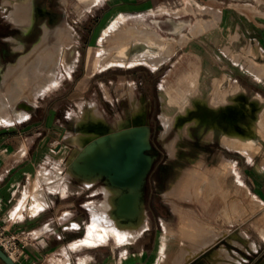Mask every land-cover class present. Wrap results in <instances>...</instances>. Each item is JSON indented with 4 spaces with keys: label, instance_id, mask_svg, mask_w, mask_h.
Masks as SVG:
<instances>
[{
    "label": "rangeland",
    "instance_id": "374dc122",
    "mask_svg": "<svg viewBox=\"0 0 264 264\" xmlns=\"http://www.w3.org/2000/svg\"><path fill=\"white\" fill-rule=\"evenodd\" d=\"M34 1L39 4L46 1L56 14L54 26L60 25L70 33L65 32L68 35L63 36L59 45L50 44L47 48L52 57L60 59L56 66V82L42 94L28 96L33 100L32 103L25 99L18 100L16 108L27 111L23 118L13 119L11 115L12 120L7 119V122L0 118V124H16L27 117L24 121L32 124V132L37 129L41 135L49 133L51 141L61 136L57 140L59 144L49 150L54 158L40 164L38 170L51 171L55 179H61L58 180L60 182L69 177V190L73 193L81 191L79 201L73 204L83 203L84 207H80L79 211L87 231L91 217L87 204L94 203L100 214L109 217V212L101 206L104 200L101 187L105 180L99 179L94 185L86 186L78 177L65 172L66 163L76 154V146L69 134L81 129L76 124L77 116L85 117L91 102L95 103L113 129L120 122L131 125L135 108L141 109L143 115L137 116V119L142 118L149 128V147L145 152L152 159L143 176L141 188V200L147 216V229L142 235L149 243L151 264H207V258L213 264H231L225 260L229 257L223 246L226 240L221 239L212 244L227 232V228L254 216L255 207L259 205L255 201L254 183L264 176V104L255 95L258 92L264 98V67L260 69L262 79L257 80L253 74V67L264 63V54L261 52L264 51V27L260 29L254 22L245 23L239 17L243 12L249 16H254L255 12L264 15L261 12L264 11V3L251 6L230 3L232 0ZM10 3L0 0V47L22 49L18 38L23 34L17 29L23 30L16 24L15 18L11 19L15 7ZM37 13L35 6L36 18ZM169 17L183 21L184 27L171 32L167 22ZM228 17L232 19L228 20ZM259 17L257 21H261ZM152 20H158L160 27L153 25ZM144 25L161 32L163 36L171 37L172 51L168 50L163 64L154 67L147 63L125 61L123 65L115 63L103 69L95 68L94 60L98 55L109 57L117 45L119 47L127 42L131 35L135 37L137 32L138 36L142 32V35L147 34L142 29ZM112 26L107 34V37L110 35L108 40H101L105 31ZM118 27L122 32L117 30ZM115 29L121 34L118 32V36L123 35L121 39L116 35L117 32L114 33ZM5 34H9L5 37L6 41L2 40ZM115 40L118 42L115 43ZM119 40H123L121 44ZM27 43L29 47L31 42L27 40ZM114 44L117 45L114 47ZM104 46H107L106 50ZM35 47L28 54L20 56L23 59L18 57L12 63L29 62L41 51ZM32 50L37 53H32ZM6 63L0 59V64L9 76L7 85H10L6 86L10 88L14 71ZM188 90L190 92L187 94ZM184 93L187 95L183 96ZM200 94L202 97L199 98ZM237 98L243 101L250 98L244 102V108L253 100L258 102L255 111L258 124L255 119L250 123V128L259 125L256 129L251 128L253 138L236 135L237 138L228 133L227 136L226 132L213 128L212 121L215 118L210 122L208 131L204 126L205 118L197 127L196 117L182 121L198 107L206 108L208 113L217 112L231 104H239L241 101ZM162 113L173 121H169L166 132ZM179 129L184 131L180 134ZM240 143L246 146L251 156L239 149ZM169 147H172L170 151ZM54 186L47 184L50 191L59 190L61 185L57 188ZM172 206L179 209L181 219ZM168 231L170 233L167 235ZM190 237L191 251L196 252L191 259L185 260L182 249L189 244L187 238ZM207 239L210 241L207 242ZM200 240L207 242L202 250H199ZM101 242L108 246L122 243L113 235ZM262 261L264 253L250 251L244 264H260Z\"/></svg>",
    "mask_w": 264,
    "mask_h": 264
},
{
    "label": "bare ground",
    "instance_id": "6f19581e",
    "mask_svg": "<svg viewBox=\"0 0 264 264\" xmlns=\"http://www.w3.org/2000/svg\"><path fill=\"white\" fill-rule=\"evenodd\" d=\"M5 1L11 2L12 5L14 4L13 6L15 7V10L13 11L14 14H12L13 13L12 11L10 12L12 16L14 15L15 17L14 16L13 17L9 16V17H11V19L15 18L14 21H16V24L23 30L25 34L28 33L31 30L36 20L35 1L34 0H19L20 2H17L18 0H5ZM84 1L85 2L90 1L93 3L97 0H84ZM117 20L119 21V18ZM167 20L172 25L171 28L172 32H177L181 30L185 24L183 21L181 20L176 21L173 18H168ZM151 23L158 28L160 27L158 20H152ZM113 25L116 24L113 23ZM112 28L113 26L105 31V33L101 37V40H106V41L108 40V37L110 35H108L107 37V34L110 33V30H112ZM129 29L132 30L131 28ZM142 29L147 34L144 33L145 35H142L143 32L142 33L140 32L141 35L138 36L139 32H137L136 29L137 35L136 33H135V37H132L134 34L131 35L130 39L131 38L132 39L130 40L129 38H127L129 40H127V42H124L123 44H121L123 40L122 41L119 40V42L121 41L120 42L121 46L118 47V45L116 44L117 47L109 57L98 55L94 60L95 68L103 69L115 63L122 64L125 61L126 63L127 62L147 63L154 67L159 65L164 59H166L167 55L169 54L168 50L171 49L170 47L171 40L168 37L163 36L162 34H160V32H158L154 28H151L148 25H144ZM117 30H119V27L117 28ZM125 30L127 31V29ZM42 31H43L42 35L38 39L36 45H34V47L35 46L37 47L38 51L39 50L41 51L33 59H31L29 62L26 61L24 62L22 60L23 61L22 63L18 62L17 64H13L12 62L8 63L9 64L8 66L12 69L11 71H14L13 72L14 78H12L13 80H11L12 86H10V88H7V86L10 85V84L7 85L9 81V76L7 75V72L5 71L4 67L0 64V118L4 119L5 122L11 119L10 118L11 115L13 119L15 118L20 119L27 114L26 110L24 109L20 110L16 108L15 105L18 102V100L25 99L28 102L32 103L33 100L30 99L28 96L32 97L38 94H42V92L47 87H49L50 85L56 82V78L58 74V70H57L58 67L56 66L57 63L60 62V59H56L52 57V54L51 55L49 54L47 48L48 45L50 44L59 45V42L62 40L63 36L65 35V32H67L68 30L64 31L63 27H61L60 25H56L53 28H51L46 23H43ZM119 31H116L115 29L114 33L117 32L116 33L117 35ZM129 33L132 32L129 31ZM127 34L125 33V35ZM67 35L68 34H66L65 36L67 37ZM129 35L130 34H128V36ZM118 37L121 39L123 35ZM116 38H113V40ZM110 39L111 38H109V40ZM117 42L118 40H115V43ZM116 45L114 44V47ZM36 47L34 49H36ZM105 48H107V46L103 47V49ZM111 48H113V46H111ZM53 51L55 52V50ZM171 51L172 49L169 52ZM261 52L262 54H264L263 51ZM32 53H37V52L33 51ZM20 58L23 59L22 57ZM189 92L190 91L188 90L187 94ZM187 94L184 93L183 96ZM200 97H202L201 94L199 98ZM187 100L186 102L188 103L189 101ZM210 101H213V99L211 100L210 98ZM218 104L219 103H217V105ZM191 105L193 106V104ZM211 105L213 106V104ZM257 107H258V102L256 100L251 101L247 105V107L243 108L239 113L231 112L229 111V107H225L227 114L225 115L223 114L224 116L222 115L215 118L212 121V126L213 128L219 129L221 132H226V134L228 133L229 135L231 134L233 137L237 135L242 137L249 136L250 138H253V133L251 132V128H255V127L250 128V123L255 119V111ZM88 110L89 111L87 112V115L85 117L83 116L81 117L79 115L77 116L76 124L80 126L81 129L69 134L70 140L76 146V150H75L76 154L68 164L66 163L65 172L67 174L74 175L76 177L83 179L85 185L87 186L96 183L99 179L105 180V184L101 187V192L103 193L104 196V200L101 202V206L103 207V209L109 212V217L103 216L102 214H100L101 212L95 210L92 206H90V208L92 209L91 210L92 218L90 224L88 225V232L85 241L87 244H96L98 242L105 241L110 235L115 236V238L119 242L133 241L135 237L138 234H140L143 231V229L146 227V213L144 210L143 202L141 200V188H142L143 176L150 167L152 162L151 156L145 152L149 147V128L146 124H144L142 118L137 119V116L143 115V112L139 108H135L136 112L131 120L130 123L131 125L127 126V122H120L119 126L115 129H113L112 126L107 124L103 115L96 108L95 103L91 102ZM245 112H249L250 116L245 117ZM164 114L162 113L161 117L164 120V122L163 121L162 122L164 123L165 126L164 131L166 132L170 126L169 121L171 120H170V116H168L169 119H167V116H165ZM254 121H256V119ZM172 122L173 121H171V123ZM256 122L258 124V120ZM258 126L256 128H258ZM103 130H106V132L103 133L102 132ZM181 131L184 130H180V134L182 133ZM180 134L178 133V135ZM239 139L241 138L239 137ZM240 141H243V139ZM171 148L169 147V151ZM41 176L43 179H45V181L50 180L49 179L50 177L44 173H42ZM52 178L54 179V176ZM56 180L57 181L54 182V185L59 187L58 183L60 181L58 180L61 179L57 178ZM57 187L54 186V188ZM172 208L173 211L178 215V218L181 219L182 216L178 211L179 209H177L175 206H172ZM164 222L167 223V221L165 220ZM169 231L166 232L167 235L170 233ZM214 233H215V237H217L216 236L217 233L216 232ZM187 234L188 233H186V235ZM189 234H193V233L190 232ZM203 237H205V234ZM203 237H201V239H203ZM206 238L207 237H205V239ZM187 239H189V242H187L189 244H186L182 249V251L184 252L183 258L185 260L191 259L193 257V254L196 252V250H194L193 252L191 251V247H192V246L190 247L191 237ZM208 240L210 241V239H207L206 241L208 242ZM206 241L204 243V241L202 242V240H200L199 250L205 248V245L207 243Z\"/></svg>",
    "mask_w": 264,
    "mask_h": 264
},
{
    "label": "crops",
    "instance_id": "0c3cea01",
    "mask_svg": "<svg viewBox=\"0 0 264 264\" xmlns=\"http://www.w3.org/2000/svg\"><path fill=\"white\" fill-rule=\"evenodd\" d=\"M230 3L254 6L253 4H263L264 0H232ZM261 12L264 14V11ZM239 13H244L239 18L245 23L254 22L260 29L264 27V15L256 12L254 16H249L247 12ZM257 16H260L261 21H257ZM169 24L171 31L172 25ZM161 64L163 62L159 66ZM257 67L259 68L256 69ZM262 67L264 63L253 67V74L257 80L263 78L260 70ZM255 95L264 102L260 93L256 92ZM25 118L16 124H0V225L9 232L23 234L26 237L24 256L15 263L151 264L149 243L142 235L147 229V216L146 227L133 241L109 246L101 244L103 242L86 243L88 226L86 231L85 222L79 211V208L84 206L82 202L73 204L74 201H79L81 191L73 193L69 190L67 184L69 177L58 183L59 186L61 185L59 190L50 191L47 184L54 186L56 181L52 178L54 173L38 170L40 164L48 163L53 157L49 150L54 148L61 136L51 141L49 133L41 135L37 129L32 132V124L26 123ZM239 149L249 153L242 143ZM42 173L49 176L50 180L45 181L41 176ZM247 178L250 180V177ZM79 179L85 185L83 179ZM259 180L255 181L253 188L255 201L259 203L255 207L254 216L230 226L227 232L212 244H216L221 239L226 240L227 243L223 246L227 249L229 257L225 260L231 264H244L250 251L259 250L261 254L264 253V176L262 175ZM87 205L96 210L94 203ZM207 262L213 264L209 258Z\"/></svg>",
    "mask_w": 264,
    "mask_h": 264
},
{
    "label": "flooded vegetation",
    "instance_id": "af4514ba",
    "mask_svg": "<svg viewBox=\"0 0 264 264\" xmlns=\"http://www.w3.org/2000/svg\"><path fill=\"white\" fill-rule=\"evenodd\" d=\"M35 6H36V10L38 12L37 18H36L32 28H31V30L28 33L25 34L20 29L13 27V28L19 30L23 34L21 38L14 36L21 41L22 49L15 50V49H13V47L10 49H8L6 47H0V59H3L4 61H7V63H9V62L16 61L18 59V57H20V56L28 54L29 51L34 46V44L36 43V41L38 40V38L42 32V26H41L42 23H46L48 26L54 27V21L56 20V14L50 9L47 2L45 1V3H44V1H42L40 4L35 2ZM42 19L44 20V22H41ZM6 36H9V34H5L4 36H2L3 37L2 40L6 41V39H5ZM27 40L31 42V45L29 47H27V45H28ZM7 52H8V54H6ZM237 99L240 100L241 102L239 104L229 105V111L234 112V113H239L244 108V102L246 100H248L249 98L244 100V101L240 98H237ZM223 114L224 115L227 114V111L225 108H222L217 112L208 113L206 108L198 107L195 111H191L189 113L188 117L184 118L182 121L188 120L189 118H192V117H196L197 118V124L195 126L197 127L204 120L203 118H205L206 120L204 121L205 122L204 126H205V130L208 131L210 128V122L214 118L222 116ZM248 116H250V113L245 112V117H248Z\"/></svg>",
    "mask_w": 264,
    "mask_h": 264
},
{
    "label": "built area",
    "instance_id": "2783aa9c",
    "mask_svg": "<svg viewBox=\"0 0 264 264\" xmlns=\"http://www.w3.org/2000/svg\"><path fill=\"white\" fill-rule=\"evenodd\" d=\"M23 234L9 232L4 226L0 225V248L8 254L14 261L24 256Z\"/></svg>",
    "mask_w": 264,
    "mask_h": 264
},
{
    "label": "water",
    "instance_id": "95a60500",
    "mask_svg": "<svg viewBox=\"0 0 264 264\" xmlns=\"http://www.w3.org/2000/svg\"><path fill=\"white\" fill-rule=\"evenodd\" d=\"M102 132L104 133L106 132V130H103ZM0 261L3 264H16L15 261L8 254H6L1 248H0Z\"/></svg>",
    "mask_w": 264,
    "mask_h": 264
},
{
    "label": "trees",
    "instance_id": "16d2710c",
    "mask_svg": "<svg viewBox=\"0 0 264 264\" xmlns=\"http://www.w3.org/2000/svg\"><path fill=\"white\" fill-rule=\"evenodd\" d=\"M1 264H3L1 261H0Z\"/></svg>",
    "mask_w": 264,
    "mask_h": 264
}]
</instances>
